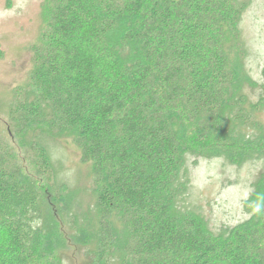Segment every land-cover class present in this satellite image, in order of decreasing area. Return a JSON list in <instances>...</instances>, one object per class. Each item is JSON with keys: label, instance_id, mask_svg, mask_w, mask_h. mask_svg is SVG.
<instances>
[{"label": "trees", "instance_id": "1", "mask_svg": "<svg viewBox=\"0 0 264 264\" xmlns=\"http://www.w3.org/2000/svg\"><path fill=\"white\" fill-rule=\"evenodd\" d=\"M44 7L28 82L14 89L6 125L49 191L24 177L0 137V264H44L56 220L94 264H264V171L236 226L215 232L187 203L188 155L224 151L228 140L264 147L253 115L264 109V84L253 103L238 71L246 1ZM62 137L88 165V193L59 177L49 142ZM246 149L244 160L254 154Z\"/></svg>", "mask_w": 264, "mask_h": 264}, {"label": "rangeland", "instance_id": "2", "mask_svg": "<svg viewBox=\"0 0 264 264\" xmlns=\"http://www.w3.org/2000/svg\"><path fill=\"white\" fill-rule=\"evenodd\" d=\"M240 1H246V8L240 22L244 56L238 71L242 78L247 77L248 80H244L243 94L257 103L264 84V0ZM44 25V0H0V137L7 139L14 149L24 177L33 180L37 187H44L47 194V183L37 176L34 164L22 154L18 139L8 137L6 125L14 89L27 85L34 48L40 43ZM253 115L260 123L254 133L260 137L258 132L264 134V109ZM261 137L258 139L264 145V135ZM234 142H224L220 146L226 149L224 151L213 153L202 149L197 156L188 155L186 158L191 185L187 203L201 213L215 232L248 219L244 202L264 171V147L247 148L239 140L236 145ZM49 149L53 161L61 166L59 177L68 185L78 186L88 193L91 187L88 165L80 162L79 151L71 139L62 137L50 141ZM245 149L254 153L253 157L244 160L245 152L242 151ZM47 196L44 195L49 200ZM56 225L57 242L44 264H94L86 246L72 238L69 226L60 220H56Z\"/></svg>", "mask_w": 264, "mask_h": 264}]
</instances>
